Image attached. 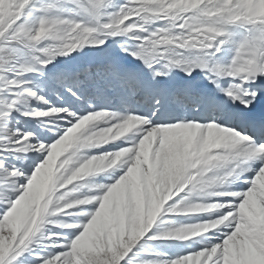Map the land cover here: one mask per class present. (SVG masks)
<instances>
[{"label": "snow or ice", "instance_id": "snow-or-ice-1", "mask_svg": "<svg viewBox=\"0 0 264 264\" xmlns=\"http://www.w3.org/2000/svg\"><path fill=\"white\" fill-rule=\"evenodd\" d=\"M0 264H264V0H0Z\"/></svg>", "mask_w": 264, "mask_h": 264}]
</instances>
